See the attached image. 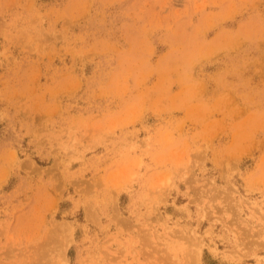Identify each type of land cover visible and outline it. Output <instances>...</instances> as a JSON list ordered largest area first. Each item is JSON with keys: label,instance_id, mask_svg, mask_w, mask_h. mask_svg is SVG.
<instances>
[{"label": "rangeland", "instance_id": "obj_1", "mask_svg": "<svg viewBox=\"0 0 264 264\" xmlns=\"http://www.w3.org/2000/svg\"><path fill=\"white\" fill-rule=\"evenodd\" d=\"M61 263L264 264V0H0V264Z\"/></svg>", "mask_w": 264, "mask_h": 264}, {"label": "bare ground", "instance_id": "obj_2", "mask_svg": "<svg viewBox=\"0 0 264 264\" xmlns=\"http://www.w3.org/2000/svg\"><path fill=\"white\" fill-rule=\"evenodd\" d=\"M88 217H89V216H88ZM61 226H62V225H61ZM59 227H60V226H59ZM57 229H58V228H57ZM62 230H64V229H62ZM66 231H67V234L70 235V232L68 231V229L64 231L65 234H66ZM67 244H68V243H67ZM190 252H191V251H190ZM190 252H189V253H190ZM195 252H197V251L195 250ZM189 253H188V254H189ZM191 254H192V253H191ZM198 254H199V252H198ZM198 254H197V255H198ZM196 257H197V256H196ZM196 257H195V258H196ZM61 264H62V263H61ZM64 264H65V263H64Z\"/></svg>", "mask_w": 264, "mask_h": 264}]
</instances>
